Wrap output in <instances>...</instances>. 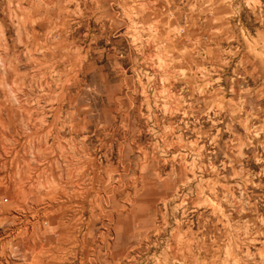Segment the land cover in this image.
<instances>
[{
	"label": "rangeland",
	"instance_id": "rangeland-1",
	"mask_svg": "<svg viewBox=\"0 0 264 264\" xmlns=\"http://www.w3.org/2000/svg\"><path fill=\"white\" fill-rule=\"evenodd\" d=\"M159 1L0 0V264H264V0Z\"/></svg>",
	"mask_w": 264,
	"mask_h": 264
},
{
	"label": "built area",
	"instance_id": "built-area-1",
	"mask_svg": "<svg viewBox=\"0 0 264 264\" xmlns=\"http://www.w3.org/2000/svg\"><path fill=\"white\" fill-rule=\"evenodd\" d=\"M127 2H131L133 0H126ZM122 2V0H109V5L112 8L118 7V5ZM152 4L149 5V10L146 11L145 16L148 18H159L161 11L166 12L167 6L166 1L162 2L159 0H150ZM197 0H176L173 4L172 10H169L170 18L172 16L180 17V21L178 23V28L176 33L181 34L184 33L185 27L187 26V19L194 18L197 14L196 10ZM156 13L159 15L157 16Z\"/></svg>",
	"mask_w": 264,
	"mask_h": 264
}]
</instances>
